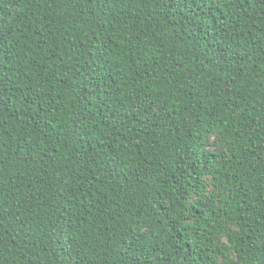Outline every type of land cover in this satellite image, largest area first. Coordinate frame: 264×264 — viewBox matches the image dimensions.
Instances as JSON below:
<instances>
[{
  "label": "trees",
  "instance_id": "obj_1",
  "mask_svg": "<svg viewBox=\"0 0 264 264\" xmlns=\"http://www.w3.org/2000/svg\"><path fill=\"white\" fill-rule=\"evenodd\" d=\"M0 264H264L260 0H0Z\"/></svg>",
  "mask_w": 264,
  "mask_h": 264
},
{
  "label": "snow or ice",
  "instance_id": "obj_2",
  "mask_svg": "<svg viewBox=\"0 0 264 264\" xmlns=\"http://www.w3.org/2000/svg\"><path fill=\"white\" fill-rule=\"evenodd\" d=\"M261 6H264V0H260Z\"/></svg>",
  "mask_w": 264,
  "mask_h": 264
}]
</instances>
